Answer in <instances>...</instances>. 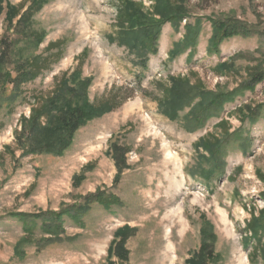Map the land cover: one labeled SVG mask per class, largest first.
Instances as JSON below:
<instances>
[{"label": "rangeland", "instance_id": "rangeland-1", "mask_svg": "<svg viewBox=\"0 0 264 264\" xmlns=\"http://www.w3.org/2000/svg\"><path fill=\"white\" fill-rule=\"evenodd\" d=\"M20 2L4 0L0 15V39L12 35L18 47L22 39L13 29L6 32L5 14L6 4ZM127 2L147 15L161 8L159 0H28L22 10L32 7L30 27L40 40L34 53L55 41L62 46L60 60L0 109V264H117L108 250L124 227L130 229L118 252L124 264H188L202 230L212 240L207 264H264V227L254 236L243 229L249 209L257 218L264 206V0H166L168 11L172 3L184 12L177 29L171 21L162 24L144 71L139 61L145 55L120 27ZM214 22L248 33L224 38L215 53L209 43ZM185 26L196 37L180 48ZM76 69L90 81L91 103L112 97L117 108L81 126L62 155L29 153L21 120L30 114L32 97L52 94ZM178 77L200 86L209 100L223 96L219 117L215 105L193 116L198 99L187 106L171 89ZM248 82L252 88H245ZM247 110L256 122L242 120ZM209 112L212 117L198 119L203 125L195 121ZM221 121L238 136L218 172L203 182L197 174L210 167L202 158L209 153L195 143L221 137ZM96 192L110 202L88 203ZM47 213L62 214L55 237L43 229Z\"/></svg>", "mask_w": 264, "mask_h": 264}, {"label": "trees", "instance_id": "trees-1", "mask_svg": "<svg viewBox=\"0 0 264 264\" xmlns=\"http://www.w3.org/2000/svg\"><path fill=\"white\" fill-rule=\"evenodd\" d=\"M27 1L28 0H21L16 7H10L6 4V32H10V30L13 29L15 35L22 39L23 46L18 47L17 44L13 42L12 35L9 34L4 35L0 39V109L5 102H13L16 99L17 91L23 84L35 80L40 74L48 71L53 63L60 60L59 53L62 46V42L60 41L48 43L39 54L33 52L37 49L40 40L39 34L33 32L30 27L32 7H28L22 12ZM159 1L161 8L158 9L154 6L149 15H147L146 12L142 13L139 6H135L134 8L133 3L127 2L125 6H128L127 10L129 12H127L126 15L122 14L123 17L119 18L122 26L127 23L135 25L130 26L128 29L123 28L122 26L120 27L125 30L123 33L130 34L135 40L136 43L133 47L145 55L144 57L141 56L139 61V65L143 71L147 66L145 57L147 56L149 49H152V53L155 52L156 42L162 24L166 21H171L172 25L177 29L178 22H180V14L184 12L183 9L180 8V5L172 3V10L168 11L166 0ZM3 3L4 0H0V15L5 9ZM37 5L36 2L35 6ZM135 10L138 11V15ZM129 15L131 17H129ZM17 16L19 17L16 18ZM154 17L161 18L162 21L155 20ZM184 29V40L182 43H179L180 48L190 47L196 37V32L189 26H185ZM247 33L248 30L245 28L227 25L225 22H214L212 24V35L209 43L212 44V49L217 53V44L221 40L232 35H247ZM173 54L174 53H172V55ZM220 69L221 70L218 69L219 72L224 71L226 69V64H222ZM171 82V89H173V92L182 103H185L188 106L195 99H198V102L192 106L193 116H195V111H201V108H205L206 105H215L218 107V113L214 116L217 118L219 117L222 111V106L219 105L223 96L214 97L213 100H209L205 96L207 93L203 92V89L198 85L189 87L185 85L186 80L181 77H178ZM8 84L13 86V89L9 92H7L6 88ZM89 85V79L81 80L80 74L76 69L70 75H64V78L61 77L59 85L55 88L52 94L32 97L33 104L30 107V114L27 118H22L21 120V131L26 130L25 134H23V138L29 144L28 147L25 148L29 153L35 154L36 152L44 151L45 153H50L56 156L62 155L70 147L75 132L81 126L95 117H100L102 114L111 112L117 108L118 105L114 106L115 101L112 97L101 100V103L97 106L91 103L87 96ZM252 86L250 82L245 84V88H252ZM172 101L174 105H178L179 108L184 106L183 104H178L173 98ZM208 117H212L211 112H209L208 115H204L203 113L200 115L197 114L194 119L198 123V119L202 120L207 119ZM243 119H248L251 123L256 122V119L250 110H247V114L242 117V120ZM198 124L203 125L204 122ZM218 125L220 127L221 137L206 135L199 138L195 143L198 145L197 148H201L209 153V157L202 158L203 162L207 165L209 164L210 167L208 170H202L197 174L202 178L203 182H208L210 175H214L218 172L217 170L222 166L220 163L221 158L226 153L228 145L232 138L238 136L237 131L234 133H228V128L224 121H221ZM21 135L22 133L16 136L15 140L17 143L21 141ZM243 142L248 141L243 140ZM117 156L119 160L120 157L122 158V154H117ZM115 163L117 168V180L120 167H117V161ZM92 198L100 204H108L110 202L109 196L99 192L92 194V196H88V203L92 201L89 200ZM261 199L264 202V196ZM249 213L251 218L247 221L243 229L254 236L256 232L264 227V206L257 212V218L254 217V208L251 210L249 209ZM45 216L46 222L43 225V229L48 234L55 237L56 233H60L61 230L62 214L47 213ZM129 230L130 229L127 227L119 229L115 233V237L120 239L119 243L115 244L114 247H109L108 255L109 257L114 255L115 258H117V264H124L125 262V258L119 256L118 252L123 241L130 234V232H127ZM208 237L210 238L207 231L202 230L200 249L192 256V259L188 261V264H207L208 261L212 259V240L208 239Z\"/></svg>", "mask_w": 264, "mask_h": 264}]
</instances>
